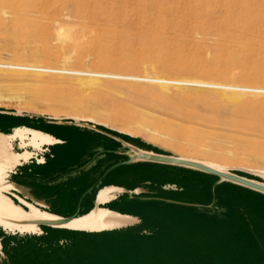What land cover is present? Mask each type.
Instances as JSON below:
<instances>
[{
    "label": "rangeland",
    "instance_id": "rangeland-1",
    "mask_svg": "<svg viewBox=\"0 0 264 264\" xmlns=\"http://www.w3.org/2000/svg\"><path fill=\"white\" fill-rule=\"evenodd\" d=\"M46 1L41 10L21 13L33 28L20 36L14 32L16 0H0V64L264 89V0ZM4 73L14 74L0 69V129L12 130L20 123L1 113L72 123L78 122L70 118L92 119L79 123L114 133L141 151L228 167L232 174L264 185V106L244 113L238 102L228 99L234 93L239 102L261 104L262 92L175 85L163 89L165 85L146 80L60 72ZM85 78L98 81L100 90L80 88ZM147 92H165L169 102ZM13 151L21 153L15 143ZM155 164L176 172L178 181L203 184L202 200L208 205L211 189L222 180L188 166ZM223 182L230 188L220 190L215 206L203 210L208 226L245 228L240 213L246 211L257 241L242 232L241 242L226 250L235 264H264V235L252 212L258 200L251 194L263 192ZM183 212L177 209V217L183 218ZM0 230L5 236L20 235ZM3 238L0 264L5 261ZM86 238L80 264H151L153 259L151 238L130 233L123 241Z\"/></svg>",
    "mask_w": 264,
    "mask_h": 264
},
{
    "label": "crops",
    "instance_id": "crops-1",
    "mask_svg": "<svg viewBox=\"0 0 264 264\" xmlns=\"http://www.w3.org/2000/svg\"><path fill=\"white\" fill-rule=\"evenodd\" d=\"M1 114L20 123L12 125V130L0 129V133L12 134L25 124L50 139L44 141L50 143L38 148H23L20 140L14 142L21 153H32L27 162L17 165L8 175L15 186L8 192L14 203L27 210V204L32 205L62 221L86 217L97 209L131 220L100 232L48 224H40L38 234L5 232V236L0 230L5 253L1 264H80L78 257L86 237L123 241L129 233L137 239L147 237L154 241L151 264H235L226 249L240 243L238 237L243 233L257 241L255 229L248 227L251 221L246 211L240 213L245 228L208 226L210 218L203 210L215 206L220 190L230 188L224 186L223 180L215 182L211 189L213 200L208 205L202 200L206 194L203 184L178 181L176 172L136 159L135 151L139 149L114 133L82 123ZM110 188L118 191L111 194L108 202L100 203V193ZM251 194L258 200L252 205L253 217L264 235V193ZM177 209L184 210L183 218L177 217Z\"/></svg>",
    "mask_w": 264,
    "mask_h": 264
},
{
    "label": "bare ground",
    "instance_id": "bare-ground-1",
    "mask_svg": "<svg viewBox=\"0 0 264 264\" xmlns=\"http://www.w3.org/2000/svg\"><path fill=\"white\" fill-rule=\"evenodd\" d=\"M192 2V1H191ZM205 2V0H204ZM15 3V2H14ZM17 5L15 6V33L24 36L32 31V23L22 16L21 13L41 10V7H46L49 3L46 0H16ZM15 3V4H16ZM189 6V5H188ZM187 6V7H188ZM36 30V29H35ZM35 34V33H34ZM19 62H23L22 57H18ZM0 69H5L7 71H12L14 74H1L2 76L14 75L22 76V74L30 72H46V73H66L72 75H78L82 77L90 78H128L134 80H146L148 82L157 83L163 86V89H166V86L175 85V86H192L200 88H226L234 92H262L264 89L260 88H248L241 86H223L216 84H205L200 82H190V81H179V80H165L158 78H136L131 76H120L112 74H103V73H86L70 70H55V69H36L32 66L27 65H13V64H0ZM9 73V72H8ZM82 79L79 81V87L83 90L95 89L100 90L101 86L98 84V81ZM152 98L162 102H169L165 92L155 93L147 92ZM237 94H232L228 99L230 102H238L241 105V112L244 113H253L254 107L264 106V103L258 104L255 102H239L237 99ZM224 100V99H223ZM20 114V112H19ZM72 117H78L74 115ZM76 122L80 121H89L95 122L92 119H79V118H70ZM16 140L21 141V146L23 148L33 145L35 148L40 147L44 141H50L49 138H46L42 134L27 130V129H17L10 135H5L0 133V227L9 232H18L20 234L31 233L38 234L40 233L39 225L48 224L54 227L68 228L80 231L88 232H100L106 229H114L121 227L128 223L129 219L120 217L116 214L111 213L106 209H97L90 215L86 217H81L78 219H73L70 221H62L59 218L52 216L46 212H42L39 209L35 208L32 205L27 204L29 210L23 209L21 206L16 205L11 198L5 195L12 188H15L13 184L7 181L9 173L22 162H27L31 157L32 153L29 151L23 153H15L13 151V143ZM24 141V144H22ZM50 143V142H45ZM44 143V144H45ZM43 144V145H44ZM33 147V148H34ZM138 160L149 161L154 163H163V164H172L178 163L183 164L188 167L195 168L197 170L212 173L218 175L222 180L231 181L237 184L251 187L258 191L264 193V185L250 181L245 178H241L232 174L228 167L220 166L217 164H211L207 162H200L192 159L185 158H175V157H164L157 154L149 153L146 151L136 150ZM264 174V173H263ZM118 190L114 188L106 189L102 191L99 195V202L106 203L112 198V193ZM21 200V199H20ZM25 203V202H24ZM26 204V203H25ZM39 206V205H38Z\"/></svg>",
    "mask_w": 264,
    "mask_h": 264
},
{
    "label": "water",
    "instance_id": "water-1",
    "mask_svg": "<svg viewBox=\"0 0 264 264\" xmlns=\"http://www.w3.org/2000/svg\"><path fill=\"white\" fill-rule=\"evenodd\" d=\"M16 115H20V114H16ZM26 116H27V115H26ZM28 117H30V116H28ZM129 162H131V161H129ZM171 165L186 166V165L178 164V163H172ZM211 174H212V173H211ZM213 175L218 176V175H216V174H213ZM66 221H70V220H66Z\"/></svg>",
    "mask_w": 264,
    "mask_h": 264
},
{
    "label": "flooded vegetation",
    "instance_id": "flooded-vegetation-1",
    "mask_svg": "<svg viewBox=\"0 0 264 264\" xmlns=\"http://www.w3.org/2000/svg\"><path fill=\"white\" fill-rule=\"evenodd\" d=\"M18 129H23V128H18ZM25 129H28V128H25ZM17 130V129H16ZM28 130H30V131H34V130H31V129H28ZM34 132H37V131H34ZM38 133H40V132H38ZM42 134V133H41ZM44 135V134H43ZM54 141V140H53Z\"/></svg>",
    "mask_w": 264,
    "mask_h": 264
}]
</instances>
